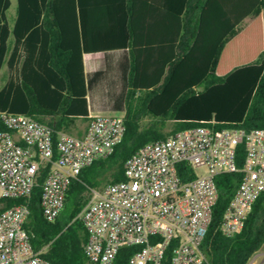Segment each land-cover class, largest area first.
<instances>
[{"label": "trees", "instance_id": "trees-1", "mask_svg": "<svg viewBox=\"0 0 264 264\" xmlns=\"http://www.w3.org/2000/svg\"><path fill=\"white\" fill-rule=\"evenodd\" d=\"M10 6L0 0V72H10L0 113L47 125L54 144L88 116L83 54L125 49L129 56L122 140L70 180L59 215L47 221L40 204L49 165L39 168L29 195L0 199L4 208L27 206L30 244L52 264H95L84 254L87 233L77 216L91 189L125 180V162L145 145L194 127L264 128V0H107L102 9L95 0H17L11 27ZM244 159L240 144L237 171L215 178L218 199L200 246L204 264H248L264 244V193L239 234L220 231ZM178 176L186 182L194 173L180 164ZM174 246L161 264H170ZM138 250L121 247L112 264H127Z\"/></svg>", "mask_w": 264, "mask_h": 264}, {"label": "built area", "instance_id": "built-area-1", "mask_svg": "<svg viewBox=\"0 0 264 264\" xmlns=\"http://www.w3.org/2000/svg\"><path fill=\"white\" fill-rule=\"evenodd\" d=\"M0 199L31 193L41 166L49 165L41 207L47 221L60 213L71 179L110 156L125 132L124 117H89L85 134L52 130L29 116L0 113ZM244 146L243 179L229 202L220 231L239 234L264 193V128L194 127L149 143L124 164L125 180L91 189L77 216L87 233L84 254L95 264H112L123 246H138L127 264H161L174 242L170 264H204L200 246L218 199L215 178L237 171V147ZM56 150L57 156L54 157ZM194 176L182 182L178 165ZM25 205L0 203V264H52L35 252L24 230ZM248 264H257L256 257Z\"/></svg>", "mask_w": 264, "mask_h": 264}, {"label": "crops", "instance_id": "crops-1", "mask_svg": "<svg viewBox=\"0 0 264 264\" xmlns=\"http://www.w3.org/2000/svg\"><path fill=\"white\" fill-rule=\"evenodd\" d=\"M11 6L8 10L10 11ZM97 1L98 8L106 7L107 0ZM157 4H167L170 0H147ZM17 6V0H16ZM7 12V22L11 27L14 23L15 13L10 20ZM262 20H264V9L261 12ZM83 69L85 77L86 100L88 107L87 118H79L75 121L71 133H67L76 137L85 134L88 126L89 117L98 115L104 109H120L124 115V97L126 93V80L129 70V56L125 49L112 50L97 53L83 54ZM10 72L8 67H3L0 72V85L3 86L8 80ZM66 133V132H65Z\"/></svg>", "mask_w": 264, "mask_h": 264}, {"label": "rangeland", "instance_id": "rangeland-1", "mask_svg": "<svg viewBox=\"0 0 264 264\" xmlns=\"http://www.w3.org/2000/svg\"><path fill=\"white\" fill-rule=\"evenodd\" d=\"M13 4H12V7L10 9V11L8 12V17L9 19L11 20L13 18V15L15 13V10H16V0H12ZM3 86L0 85V89L2 88ZM122 108H116V109H104L102 110V112L100 114H98V116H106V117H120L122 115ZM256 257V263L257 264H264V244L263 246L261 247V249L255 254L253 255L252 258Z\"/></svg>", "mask_w": 264, "mask_h": 264}]
</instances>
